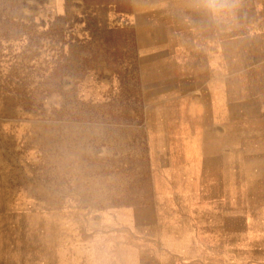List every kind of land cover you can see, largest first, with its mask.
Wrapping results in <instances>:
<instances>
[{"label": "rangeland", "instance_id": "374dc122", "mask_svg": "<svg viewBox=\"0 0 264 264\" xmlns=\"http://www.w3.org/2000/svg\"><path fill=\"white\" fill-rule=\"evenodd\" d=\"M161 25L129 0H0V264L136 262L144 241L209 238L218 209L238 203L233 172L218 182L203 159L201 128H221L200 84L207 55L193 53L188 21ZM245 66L236 126L250 206L264 203L249 173L250 157L264 163V72Z\"/></svg>", "mask_w": 264, "mask_h": 264}, {"label": "crops", "instance_id": "0c3cea01", "mask_svg": "<svg viewBox=\"0 0 264 264\" xmlns=\"http://www.w3.org/2000/svg\"><path fill=\"white\" fill-rule=\"evenodd\" d=\"M129 3L133 14H146L150 20L162 24L155 28V33L171 34L174 27H168L167 22L177 24L186 20L192 24L188 30L193 39V53L198 51L200 44L202 54L208 58L207 69L213 72L212 76H203L200 84L208 92L211 90L213 107L218 124H221V128L215 127L208 121L201 128V136L206 141L203 159L210 175L218 176V182L229 183L233 172L239 201L218 209V222L208 225L209 238L200 240L195 236L180 246L153 240L148 241V249L144 241L138 247L137 261L122 264H264V203L242 205V129L238 124L236 126L237 121L240 124L243 112L242 75L237 72L247 70L246 63L248 69H252L249 74L257 77L258 72H264V12H260L257 3L251 0H222L221 10L215 13L209 10L205 0H129ZM227 26L231 30L227 31ZM199 33L201 43L197 40ZM229 61L233 63V73L226 75ZM261 79L263 83L264 75ZM262 83L257 82V86ZM255 113H258L257 107ZM226 145L234 147L222 155ZM258 159H249L251 181L256 183L264 182V163H259ZM221 175L224 176L222 179ZM224 193L227 195L220 193L217 198H230L228 190ZM258 195L256 191L254 198L258 199Z\"/></svg>", "mask_w": 264, "mask_h": 264}, {"label": "bare ground", "instance_id": "6f19581e", "mask_svg": "<svg viewBox=\"0 0 264 264\" xmlns=\"http://www.w3.org/2000/svg\"><path fill=\"white\" fill-rule=\"evenodd\" d=\"M141 1V0H140ZM67 3V2H66ZM107 8V7H106ZM102 10V9H101ZM88 13V12H87ZM148 13V12H147ZM140 14V13H139ZM73 15V14H72ZM146 15V14H145ZM140 19V18H139ZM144 20V19H143ZM135 21H136V19H135ZM141 22V21H140ZM140 24V23H139ZM97 29H98V27H97ZM157 31V30H156ZM157 38V37H156ZM159 40V39H158ZM157 40V41H158ZM152 41H153V39H152ZM137 53V52H136ZM134 58V57H133ZM149 60H151V59H149ZM141 62V61H140ZM155 63V62H154ZM151 65H152V63H150ZM149 64V65H150ZM155 65V64H154ZM160 65V64H159ZM144 66H145V64H144ZM146 67V66H145ZM150 69V68H149ZM152 69V68H151ZM149 72H151V71H149ZM156 72V71H155ZM160 73V72H159ZM148 74V73H147ZM141 75V74H140ZM209 76V75H208ZM210 80V79H209ZM168 84V83H167ZM170 84V83H169ZM146 86V85H145ZM159 86V85H158ZM147 87H148V85H147ZM152 89V88H151ZM145 91V90H144ZM156 105V104H155ZM172 105V104H171ZM8 107V106H7ZM169 107H171V106H169ZM167 108V107H166ZM168 110H169V108H168ZM172 110V109H171ZM7 112V111H6ZM174 113V112H173ZM167 116V115H166ZM167 118H169V117H167ZM170 130V129H169ZM162 131V130H161ZM172 132V131H171ZM170 132V133H171ZM128 133V132H127ZM162 133V132H161ZM98 134V133H97ZM164 134V133H163ZM166 134V133H165ZM124 135V134H123ZM114 136V135H113ZM127 136V135H126ZM136 136V135H135ZM70 138V137H69ZM168 138V137H167ZM173 139H174V137H173ZM170 141V140H169ZM173 142H175V141H173ZM166 145V144H165ZM168 145H169V143H168ZM171 145V144H170ZM162 147H164V146H162ZM166 147H168V146H166ZM58 150V149H57ZM164 150V149H163ZM167 150V149H166ZM169 150V149H168ZM56 151V150H55ZM61 151V150H60ZM43 152V151H42ZM169 152V151H168ZM48 153V152H47ZM56 153V152H55ZM54 153V154H55ZM170 153V152H169ZM164 154H165V152H164ZM169 155V154H168ZM68 156V155H67ZM14 157V156H13ZM60 157V156H59ZM61 158V157H60ZM154 158V157H153ZM55 160V159H54ZM143 160V159H142ZM167 160H168V158H167ZM47 161V160H46ZM55 163V162H54ZM60 162L58 161V164H59ZM62 163V162H61ZM68 163V162H67ZM63 165H64V163H63ZM73 165V164H72ZM50 166V165H49ZM68 167H70V165L68 166ZM72 167V166H71ZM67 168V167H66ZM99 168V167H98ZM91 170V169H90ZM93 170V169H92ZM91 170V171H92ZM68 172H69V170H68ZM99 172V171H98ZM124 173V172H123ZM95 174V173H94ZM101 174V173H100ZM103 174V173H102ZM104 175V174H103ZM121 175V174H120ZM73 176V175H72ZM95 177V176H94ZM97 177V176H96ZM150 177V176H149ZM152 180V179H151ZM122 184V183H121ZM125 185V184H124ZM93 187V186H92ZM129 188V187H128ZM91 189V188H90ZM109 190V189H108ZM112 190V189H111ZM92 191V190H91ZM85 192V191H84ZM97 192V191H96ZM106 192V191H105ZM118 192V191H117ZM88 193V192H87ZM92 193V192H91ZM90 193V194H91ZM99 193H101V192H99ZM108 193V192H107ZM93 194V193H92ZM83 195H86V194H83ZM103 195V194H102ZM101 196V195H100ZM97 198V197H96ZM103 198V197H102ZM98 201H101V200H98ZM104 201V200H103ZM105 202V201H104ZM115 202V201H114ZM128 204V203H127ZM136 204V203H135ZM114 205V204H113ZM123 205V204H122ZM3 206V205H2ZM103 206V205H102ZM108 206V205H107ZM104 207V206H103ZM124 208V207H123ZM129 209H131V208H129ZM117 211V210H116ZM153 212V211H152ZM148 213V212H147ZM143 215H145V214H143ZM149 215V214H148ZM149 218V217H148ZM153 219V218H152ZM123 220V219H122ZM151 220V219H150ZM154 221V220H153ZM152 221V222H153ZM135 224V223H134ZM154 228V227H153Z\"/></svg>", "mask_w": 264, "mask_h": 264}, {"label": "clouds", "instance_id": "9594fccd", "mask_svg": "<svg viewBox=\"0 0 264 264\" xmlns=\"http://www.w3.org/2000/svg\"><path fill=\"white\" fill-rule=\"evenodd\" d=\"M205 4L214 13L220 11L223 6L222 0H205Z\"/></svg>", "mask_w": 264, "mask_h": 264}]
</instances>
